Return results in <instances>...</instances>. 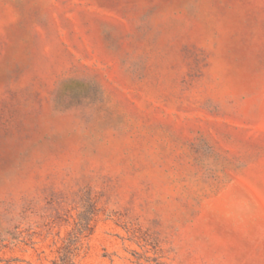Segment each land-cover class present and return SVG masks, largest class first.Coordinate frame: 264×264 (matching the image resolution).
Returning a JSON list of instances; mask_svg holds the SVG:
<instances>
[{
    "label": "rangeland",
    "instance_id": "374dc122",
    "mask_svg": "<svg viewBox=\"0 0 264 264\" xmlns=\"http://www.w3.org/2000/svg\"><path fill=\"white\" fill-rule=\"evenodd\" d=\"M0 264H264V0H0Z\"/></svg>",
    "mask_w": 264,
    "mask_h": 264
}]
</instances>
